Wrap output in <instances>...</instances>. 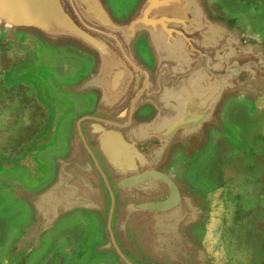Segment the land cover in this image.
Here are the masks:
<instances>
[{"label":"water","instance_id":"95a60500","mask_svg":"<svg viewBox=\"0 0 264 264\" xmlns=\"http://www.w3.org/2000/svg\"><path fill=\"white\" fill-rule=\"evenodd\" d=\"M10 84L51 112L0 156V264H236L218 170L264 132V13L240 0H0Z\"/></svg>","mask_w":264,"mask_h":264},{"label":"rangeland","instance_id":"374dc122","mask_svg":"<svg viewBox=\"0 0 264 264\" xmlns=\"http://www.w3.org/2000/svg\"><path fill=\"white\" fill-rule=\"evenodd\" d=\"M253 3H246L252 14L264 13V0H254ZM34 62V51L30 45L13 41L0 42L1 157H21L31 143L45 133L51 119L50 110L39 101L33 85L8 82L10 73L20 64ZM263 178L264 132L259 129L252 136L249 150L231 157L218 170V180L222 187L220 200L223 205L218 236L224 252L236 264H248L239 257L245 248L249 230L256 232V242L262 245V233L258 235L256 228L257 224L262 225L264 211ZM260 229L263 231V228ZM75 250L74 240L65 235L41 264H72Z\"/></svg>","mask_w":264,"mask_h":264},{"label":"crops","instance_id":"0c3cea01","mask_svg":"<svg viewBox=\"0 0 264 264\" xmlns=\"http://www.w3.org/2000/svg\"><path fill=\"white\" fill-rule=\"evenodd\" d=\"M263 187H264V178H263ZM260 228H263L262 229L263 231H261ZM256 231L258 232V235L262 233V237H263L262 245H259L258 242H256V238H257L256 232L254 233L253 231L249 230V235H247V239L245 240L246 242L245 248L243 249V251L240 254L241 256L239 257V258H243V260H245L248 264H264V211L262 216V225L257 224ZM259 261H261V263H258Z\"/></svg>","mask_w":264,"mask_h":264},{"label":"flooded vegetation","instance_id":"af4514ba","mask_svg":"<svg viewBox=\"0 0 264 264\" xmlns=\"http://www.w3.org/2000/svg\"><path fill=\"white\" fill-rule=\"evenodd\" d=\"M243 1H245L247 4H250V5L254 4L253 3L254 0H243Z\"/></svg>","mask_w":264,"mask_h":264}]
</instances>
